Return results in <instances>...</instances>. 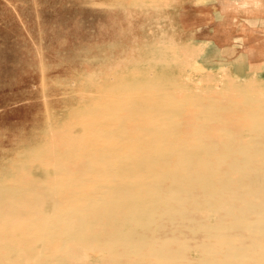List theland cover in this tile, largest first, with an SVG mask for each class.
I'll list each match as a JSON object with an SVG mask.
<instances>
[{"label": "bare ground", "instance_id": "6f19581e", "mask_svg": "<svg viewBox=\"0 0 264 264\" xmlns=\"http://www.w3.org/2000/svg\"><path fill=\"white\" fill-rule=\"evenodd\" d=\"M171 87L115 96L89 143L72 139L48 158L53 170L38 184L56 227L41 230L53 239L36 264H264V94ZM69 152L85 163L69 168ZM26 186L12 189L15 203L0 202V221L17 229L33 208L24 196L36 190ZM5 227L0 264H27Z\"/></svg>", "mask_w": 264, "mask_h": 264}, {"label": "rangeland", "instance_id": "374dc122", "mask_svg": "<svg viewBox=\"0 0 264 264\" xmlns=\"http://www.w3.org/2000/svg\"><path fill=\"white\" fill-rule=\"evenodd\" d=\"M167 84L264 94V0H0V202L15 203L17 185L36 190L20 229L0 221L16 236L12 252L22 247L36 264L51 245L40 235L53 232L56 212L38 184L53 170L48 158L72 139L89 143L115 96ZM80 155L69 152L66 165L81 166Z\"/></svg>", "mask_w": 264, "mask_h": 264}]
</instances>
